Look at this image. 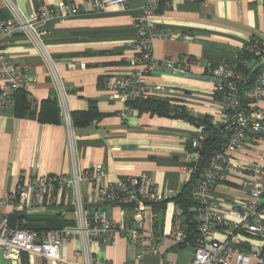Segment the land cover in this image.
<instances>
[{
	"label": "crops",
	"instance_id": "crops-1",
	"mask_svg": "<svg viewBox=\"0 0 264 264\" xmlns=\"http://www.w3.org/2000/svg\"><path fill=\"white\" fill-rule=\"evenodd\" d=\"M15 9L27 16L39 7L60 4L80 9L78 15L51 19L40 26L42 43L51 59L60 84L58 90L39 51L18 33L4 44L10 58L30 65L37 82L25 92L29 109L21 117L12 109L0 113V199L30 176L62 174L71 176L94 165H101L103 174L97 185H108L119 178L147 173L160 190L169 187L181 192L190 174L183 169L188 139L211 124L210 110L213 73L201 67H184L190 59L200 62L233 64L239 52L252 37L264 39V0H171L162 4L149 20L164 36L152 41L156 59L172 58L178 68L165 72L157 68L146 80L147 98L167 101L171 108L185 109L188 118L132 111L121 119L122 102L109 97L108 80L126 74L130 59L136 54L130 41L137 38L134 21L146 0H128L126 11L110 8L98 13L84 0H10ZM10 13L0 0V20ZM20 99V97H18ZM55 100L56 113L45 101ZM94 108L96 116L86 125H75L72 114ZM66 113L71 122L66 121ZM57 118L58 122H53ZM247 149L236 158L257 161L258 150ZM232 181L237 182L235 179ZM92 184L82 182L81 202L86 210H103L112 220L129 218L130 208L101 203L92 197ZM214 197L224 208L230 199L243 198L236 185L223 182ZM73 194H59L45 209H34L26 216L29 226L47 227L57 219L65 226L77 223ZM178 206L172 199L157 201L146 208V227L168 234ZM11 224L18 218L10 206L4 209ZM158 214L151 219V213ZM250 241L244 238L243 248ZM94 264H190L191 243L177 245L166 240L160 256H144L135 260V251L123 239L113 243H87ZM64 261L42 259L23 254L16 261L3 258L0 264H84L82 243L68 238L62 242ZM250 264H255L251 261Z\"/></svg>",
	"mask_w": 264,
	"mask_h": 264
},
{
	"label": "built area",
	"instance_id": "built-area-1",
	"mask_svg": "<svg viewBox=\"0 0 264 264\" xmlns=\"http://www.w3.org/2000/svg\"><path fill=\"white\" fill-rule=\"evenodd\" d=\"M84 1L98 13L110 8L126 11L128 2ZM170 1L146 0L134 21L137 38L127 43L136 51L130 59V70L107 82L110 99L123 104L121 119H126L132 111L130 102L148 97L146 80L157 68L165 72L178 68L176 60L156 59L152 52V41L164 35L155 30L149 17L155 15L162 4ZM4 3L10 19L0 20V113L13 108L17 92H28L37 82L30 65L5 54L6 39L23 34L39 51L59 90L58 75L44 49V33L40 26L48 20L73 17L80 12L73 5L60 4L39 7L23 16L10 0H4ZM183 66L201 67L212 72L215 78L209 105L214 117L211 128L204 126L188 139L186 164L183 167L190 176L198 174L190 190L192 239H189V227L179 208L174 212L175 219L168 234L146 227V208L157 201L175 198L176 191L169 187L159 190L147 173L122 177L105 186L97 185L103 168L94 165L82 172L74 171L71 176H30L24 182H19L4 199H0V252L4 259L16 261L26 254L64 261L62 242L71 238L82 243L84 264H94L95 259L89 255L87 243L97 241L111 244L120 238L135 251V260H141L144 256H160L163 243L168 240L180 246L191 243L190 264H250L251 261L264 264V39L252 37L233 64L202 63L198 59H190ZM65 118L69 125L67 113ZM214 137H218L220 148L212 151L203 168H200L204 146ZM259 147L257 161H244L235 156L244 150ZM82 182L92 184L90 194L101 203L130 208L131 217L112 220L96 207L86 210L79 192ZM223 182L236 185L243 194V198L230 199L228 208H224L213 195ZM70 193L74 196L71 205L77 220L75 226L48 232H37L27 226L26 216L30 211L45 209L57 195L67 197ZM7 206L12 208V214L19 217L15 224L10 223L9 215L4 210ZM150 217L157 219L158 214L152 212ZM244 238L253 241L246 249L243 248Z\"/></svg>",
	"mask_w": 264,
	"mask_h": 264
},
{
	"label": "trees",
	"instance_id": "trees-1",
	"mask_svg": "<svg viewBox=\"0 0 264 264\" xmlns=\"http://www.w3.org/2000/svg\"><path fill=\"white\" fill-rule=\"evenodd\" d=\"M20 97V99H18ZM45 104L50 106V109H53L52 111L56 113V102L55 100H49L45 101ZM129 106L131 109H135L137 111H145L156 115H162V116H174V117H181V118H188V115L185 113V109L181 107L177 108H171L169 106V103L167 101L159 100L156 98H146V99H140L135 100L134 102H130ZM30 105L29 102L26 101L25 98V92L19 91L16 94L15 98V104L12 108L14 115L16 116H23L25 109H29ZM96 112L94 108H90L86 112H80V113H73L72 114V122L75 125H86L89 122L93 120V118L96 116ZM70 120V118H69ZM53 122H58V119L55 118ZM71 122V120H70ZM205 128H211L210 124H206ZM220 148V142L218 137H214L212 140L208 141L205 146L202 153V159L200 168H203V165H205V162L207 161L210 153L214 150H218ZM198 178V174H194L190 176L189 182L183 187L181 192L172 200L176 203L179 209L183 212V220L187 223L189 229H188V236L191 240L193 237V225L191 223V214L189 213V208L192 207V200L190 198V190L195 182V180ZM16 216V215H15ZM19 218L18 216H16ZM47 227L45 228H37L35 226H29L27 223V226L37 232H48L53 230H59L63 227H66L63 225L60 221L57 219H53L50 223H47ZM192 233V234H191Z\"/></svg>",
	"mask_w": 264,
	"mask_h": 264
},
{
	"label": "water",
	"instance_id": "water-1",
	"mask_svg": "<svg viewBox=\"0 0 264 264\" xmlns=\"http://www.w3.org/2000/svg\"><path fill=\"white\" fill-rule=\"evenodd\" d=\"M177 247V245H174V248H176Z\"/></svg>",
	"mask_w": 264,
	"mask_h": 264
}]
</instances>
